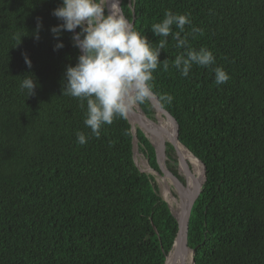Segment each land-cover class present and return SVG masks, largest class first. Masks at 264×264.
I'll use <instances>...</instances> for the list:
<instances>
[{
	"label": "trees",
	"instance_id": "trees-1",
	"mask_svg": "<svg viewBox=\"0 0 264 264\" xmlns=\"http://www.w3.org/2000/svg\"><path fill=\"white\" fill-rule=\"evenodd\" d=\"M61 2L0 0V264H163L177 222L156 175L134 163L127 118L104 125L97 138L84 123L87 101L63 95L65 69L80 52L67 31L54 50L51 28L61 21L52 11ZM121 4L154 43L162 37L151 26L166 11L188 14L192 24L181 36L216 58L184 77L172 61L185 50L169 36L159 57L169 67L161 64L152 82L178 120V141L205 165L188 224L194 264H264V0ZM215 67L229 74L226 83H215ZM33 75L37 87L28 96L21 82ZM139 105L154 119L148 100ZM135 128L139 151L158 170L153 145ZM170 152L167 142L166 165L175 173Z\"/></svg>",
	"mask_w": 264,
	"mask_h": 264
},
{
	"label": "clouds",
	"instance_id": "clouds-1",
	"mask_svg": "<svg viewBox=\"0 0 264 264\" xmlns=\"http://www.w3.org/2000/svg\"><path fill=\"white\" fill-rule=\"evenodd\" d=\"M52 15L61 21L51 28L58 41L54 50L64 47L59 37L67 31L73 34V46L80 52L75 65L69 64L65 69L63 95L87 101L84 123L97 138L104 125H110L117 117L127 118L138 104L154 95L153 73L161 64L165 70L169 67L166 59H159L161 51H166L169 36L177 49L185 50L172 61V66L182 76L187 77L193 65L208 67L216 62L211 50L205 47L196 50L189 44L187 35L181 36L185 25L192 24L188 14L169 10L161 21L153 23L152 33L162 37L158 43L135 30L129 19L117 10L115 0H62ZM41 26L38 18V29ZM173 26L180 31L173 32ZM200 31L196 27L192 29L193 34ZM36 38H39L38 31ZM25 63L31 67L27 54ZM214 73L217 85L230 78L222 67H215ZM36 87L34 75L25 76L21 82V88L28 91V96L35 94ZM161 99L171 103L173 97L165 94ZM77 140L85 144L86 134L77 132Z\"/></svg>",
	"mask_w": 264,
	"mask_h": 264
},
{
	"label": "water",
	"instance_id": "water-1",
	"mask_svg": "<svg viewBox=\"0 0 264 264\" xmlns=\"http://www.w3.org/2000/svg\"><path fill=\"white\" fill-rule=\"evenodd\" d=\"M115 2L117 4V10L121 14L125 15L123 12V9H122V4H121L122 0H115ZM130 4H131V2H129V5ZM134 19H135L134 15H132L131 20H129L130 23L132 24V26L134 23ZM76 31H77V29H76ZM148 101H149L150 105L152 106V108L154 109L155 112H159L162 117H164L166 120L170 121L174 125V130L171 134H169V136L167 137L166 140L163 138H160L158 136V134H156L158 136V142L153 143L149 139L147 133L155 134L154 130L152 129V127L150 125V124H155L153 121L155 119L147 116L144 113V111L142 110L141 106L138 104L134 108V110L129 112V114L127 116V120L130 124V131H131V135H132L131 150H132L133 160H134L136 167L139 170H141L145 173H153L157 177H159V178L161 177L163 179L165 186L169 189L170 197L175 199V203L177 204L178 207H179V202L176 200L175 195L170 190V186H171V188L176 190L177 196H180V198H186V200H183V201L181 200L180 207H179V215H176L173 212L171 206L169 205V202L164 197H162L166 201L167 206H168L171 214L174 216V218L176 219V222H177V229H176V232H175V235L173 238V242H172L170 249L165 254L163 264H167V260L169 259L170 255H172V254H174L175 256H177L179 258L181 264H184L183 257L185 256V254L188 250L191 251V260H190L189 264H194V249L190 248L188 246V243H187L188 224H189V218H190L192 206H193L195 200L197 199V197L201 191L202 184L206 178L205 165H204V163H202L201 160H199L190 151L191 154L200 162V164L202 166L203 178H202L201 182H197L195 180V178L193 177V173L191 171V168L189 167V165L185 161V159H183V157L181 156V153H179V150H178L177 142H179L178 141V133H179L180 126H179L177 118L161 105V102L159 101L158 97L155 94ZM136 124L138 125L139 128L142 129V131L144 132V135L149 139V141L151 142V144L154 147L155 158H156V163L158 165V170H156L155 168H153L152 166L149 165L147 158L139 157L140 161L142 162L141 165H143V167H141L139 165V163L137 162L136 154L137 153L140 154V152L138 149L136 128L134 127ZM167 142H169L171 144L173 151L175 153L174 155H175L176 160H177V171H176V173H174L169 167H167V165L165 163ZM143 160H145V163L147 164V166H146V164H144ZM179 170L181 171V173L179 172ZM189 178L193 179V181H194V186L192 187V191L190 194H188V191H187V181Z\"/></svg>",
	"mask_w": 264,
	"mask_h": 264
},
{
	"label": "bare ground",
	"instance_id": "bare-ground-1",
	"mask_svg": "<svg viewBox=\"0 0 264 264\" xmlns=\"http://www.w3.org/2000/svg\"><path fill=\"white\" fill-rule=\"evenodd\" d=\"M156 117L157 119L161 122L162 124V129L159 127V123H155V124H150L152 129L154 130V133L155 134H150V133H147L149 139L153 142V143H157L158 142V136L160 138H163V139H167V137L169 136V134L172 133V131L170 130L169 126H168V122L167 120L161 116V114L159 112H156ZM135 127V126H134ZM158 134V136L156 135ZM177 145H178V150H179V153H181V156L183 157V159H186L190 165V168H191V171L194 170V172L196 173V175L193 177H195V180L197 182H200L201 179H202V168L198 162V160L191 154L190 151H188L181 143L177 142ZM142 154V153H141ZM139 157H142L139 153L136 154V158H139ZM143 159V158H142ZM144 164L145 163V160H143ZM165 163H166V160H165ZM142 164V162H141ZM147 166V164H146ZM143 167V165H142ZM193 173V171H192ZM194 174V173H193ZM158 178V182H159V186L161 187V194H162V197H164L168 202H169V205L171 206L173 212L176 214V215H179V207H180V202L181 200H186V198H180V196H176V200L179 202V207L177 206V204L175 203V199L170 197L169 195V189L165 186V183L163 181V179L160 177H157ZM191 179V178H189ZM188 179V180H189ZM194 186V183H190L187 181V191H188V194L191 193L192 191V187ZM170 190L172 191V193H176V190L171 188L170 186ZM185 257L188 258V264L190 263V260H191V251L188 250L185 254V256L183 257V262L185 264ZM167 264H181L179 258L177 256H175L174 254L170 255L169 259L167 260Z\"/></svg>",
	"mask_w": 264,
	"mask_h": 264
},
{
	"label": "rangeland",
	"instance_id": "rangeland-1",
	"mask_svg": "<svg viewBox=\"0 0 264 264\" xmlns=\"http://www.w3.org/2000/svg\"><path fill=\"white\" fill-rule=\"evenodd\" d=\"M154 119L155 120H153L155 123H159L160 125H159V127L162 129V124H161V122L157 119V117H156V112L154 113ZM169 143V142H168ZM140 152V151H139ZM172 155H173V157H168L167 156V160H168V163L170 164V165H172L175 169H177V160H176V157H175V153H174V151L173 152H170ZM140 155L143 157V158H146L143 154H141V152H140ZM165 160H166V158H165ZM137 162L139 163V165L142 167V165H141V161H140V159L139 158H137ZM195 170V169H194ZM194 170H192L193 171V175L195 176L196 175V173L194 172ZM179 172L181 173V171L179 170ZM195 178V177H194ZM154 183L156 184V186H158V188H161L159 185V182H158V178H157V176H155V179H154ZM188 182H189V184L191 183H194V181H193V179H189L188 180ZM160 195H161V189H160ZM174 195H175V197L177 196L176 195V193H175V191H174V193H173Z\"/></svg>",
	"mask_w": 264,
	"mask_h": 264
},
{
	"label": "flooded vegetation",
	"instance_id": "flooded-vegetation-1",
	"mask_svg": "<svg viewBox=\"0 0 264 264\" xmlns=\"http://www.w3.org/2000/svg\"><path fill=\"white\" fill-rule=\"evenodd\" d=\"M179 176V175H178Z\"/></svg>",
	"mask_w": 264,
	"mask_h": 264
}]
</instances>
